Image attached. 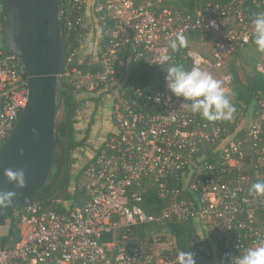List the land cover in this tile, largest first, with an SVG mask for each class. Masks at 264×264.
<instances>
[{"label": "built area", "instance_id": "1", "mask_svg": "<svg viewBox=\"0 0 264 264\" xmlns=\"http://www.w3.org/2000/svg\"><path fill=\"white\" fill-rule=\"evenodd\" d=\"M93 1L73 0L79 8ZM159 2L105 0L98 5L107 38L98 47L99 67L64 74L79 93L112 95L111 130L83 170L89 199L67 212L40 204L16 210L19 241L10 247L0 240V264H176L175 247L163 251L147 241L130 242L133 226L152 222H195L215 246V264L226 253L238 256L264 242V196L253 200L248 195L252 184L264 181V120L247 121L240 110L229 126H220L179 108L182 98L167 89L148 93L127 81L116 88L120 50L130 46L135 58L150 67L171 65L175 57L168 45L178 33L186 39L209 35L210 48L203 54L189 49L188 57L192 67L208 73L223 70L237 48L252 42L254 12L245 0H231L183 17L160 12ZM252 2L264 6V0ZM5 13L0 0V146L28 102L25 66L2 45ZM68 14L63 5L58 12L63 26L85 25V17L72 21ZM256 69L264 75L263 62ZM221 80L230 93L233 75L228 72ZM157 97L163 102L157 103ZM152 187L168 201L156 216L140 206Z\"/></svg>", "mask_w": 264, "mask_h": 264}, {"label": "trees", "instance_id": "2", "mask_svg": "<svg viewBox=\"0 0 264 264\" xmlns=\"http://www.w3.org/2000/svg\"><path fill=\"white\" fill-rule=\"evenodd\" d=\"M4 1V7L6 11L7 0ZM231 0H160L159 11L163 12L167 10L173 15H181L183 17L193 16L195 17L197 12L203 10L208 4L212 5H225ZM247 5L251 6L254 14L258 12H264V6H256L252 0H245ZM59 0V10L63 5L69 9L67 17L76 21L78 19L86 17L87 5L84 4L79 8L73 2V0ZM105 0H94L91 5L92 18L99 27V33H96V46L106 41L105 36L106 27L102 26L99 22L101 13L96 12L99 4H104ZM66 17V19H67ZM90 32L88 26H76L72 29H68L63 26L62 29V42H63V66H62V85L58 88V95L62 97V104L59 109V113L55 122V159L54 168L51 173L50 179L45 187L38 193L39 196H46L49 194L56 185L60 182L61 177L66 168L65 176L55 194L44 203L40 204L46 209H55L59 212H67L82 206L89 199V192L86 186H80L78 181L73 184L71 167L74 162L73 153L83 148L89 137L90 129L87 130V137L82 140L77 139V117L82 108L83 101L78 98V93L75 87L64 76L66 71L72 68H78L85 72L97 71L99 64L95 61H91L88 58H82L81 49L82 43L85 37ZM2 35V45L7 52H11L5 42ZM209 35L202 36L200 33L191 34L187 39L185 47L179 48L176 52H173L175 62L173 64H182L186 69L192 68V61L188 57L189 45L194 42H208ZM253 46H256L252 42L245 48H237L235 53L230 57L228 61V72L233 75V88L231 91V98L229 99L234 103L236 114L243 110L246 113L247 121H256L260 117L257 114L258 110L262 109V102H264V75L257 72L256 66L259 63L258 55L261 53L258 50H253ZM96 52V51H95ZM99 54V52H96ZM75 54V58L70 62V56ZM98 57V56H97ZM119 57L121 64L118 65V73L120 75L127 76V85H135L141 91L154 93L166 89L165 75L169 66L164 67H150L143 59H136L133 50L130 46H127L120 50ZM237 62L239 66L237 68ZM167 68V70L165 69ZM240 72V73H239ZM244 76L242 78L241 76ZM200 119L203 118L200 116ZM206 120V119H204ZM209 122V121H208ZM228 121H216L211 122L220 126H229ZM62 139H67L69 155L66 158L65 143ZM88 164V163H87ZM85 165V167L87 166ZM83 172V171H82ZM74 185V186H73ZM168 201L159 197L158 192L154 187L149 188L144 194L143 201L140 206L150 216L158 215L166 206ZM17 211H12L1 218L0 227L6 226L8 221V232L5 235H0V240L3 244H7L13 247L20 237L18 218L16 217ZM126 232L125 229H122ZM164 232L169 233L174 241V252L178 254L181 250L192 251L196 253V264H209L206 259L209 257L208 253L204 251L203 246L206 243L202 242L200 232L195 225V222L171 224L167 226H160L157 223H148L135 225L129 232L130 242L135 245H140L147 241L150 244H154L155 237L165 240L163 236Z\"/></svg>", "mask_w": 264, "mask_h": 264}, {"label": "water", "instance_id": "3", "mask_svg": "<svg viewBox=\"0 0 264 264\" xmlns=\"http://www.w3.org/2000/svg\"><path fill=\"white\" fill-rule=\"evenodd\" d=\"M59 0H7L4 39L25 66L28 102L8 139L0 146V192L15 191L17 198L0 209V220L8 213L49 200L60 182L46 196H37L50 179L55 159V122L62 104L63 22ZM65 143L66 158L69 150ZM21 149L23 153L21 154ZM24 169L23 189L10 184L6 169Z\"/></svg>", "mask_w": 264, "mask_h": 264}, {"label": "clouds", "instance_id": "4", "mask_svg": "<svg viewBox=\"0 0 264 264\" xmlns=\"http://www.w3.org/2000/svg\"><path fill=\"white\" fill-rule=\"evenodd\" d=\"M253 43L257 50L264 53V12L253 14ZM187 39L182 33H178L175 39L169 41V47L173 52L185 47ZM167 59V58H165ZM165 84L168 92L176 98H182L180 107L191 114H198L209 122L228 121L233 118L236 108L229 99L223 87V82L215 79L210 73L193 66L190 70L182 64L169 66L165 75ZM167 99H171L168 97ZM157 103L163 102L162 97H157ZM23 149H21V154ZM8 183H14L18 189L26 185L24 169H6L4 172ZM248 195L256 200L264 196V181L252 184ZM18 193L15 191L0 192V209L9 207ZM196 253L181 250L176 257V264H196ZM91 259H94L92 257ZM220 264H264V242H259L253 247L246 248L238 256L225 254Z\"/></svg>", "mask_w": 264, "mask_h": 264}, {"label": "rangeland", "instance_id": "5", "mask_svg": "<svg viewBox=\"0 0 264 264\" xmlns=\"http://www.w3.org/2000/svg\"><path fill=\"white\" fill-rule=\"evenodd\" d=\"M212 44V40H209L208 42H194L191 43L190 45V50L193 52H197L200 54L205 53L211 46ZM253 50H257L256 46H253L252 48ZM258 59L259 62H263L264 63V53H260L258 55ZM239 62H237V68L239 66ZM164 67V66H162ZM167 70V68H165ZM239 69V68H238ZM229 70V66L227 65L226 68H224L223 70H216L211 72L210 74L217 80H221V77L228 73ZM240 73V72H239ZM242 78H244V76L241 73ZM127 81V76L126 75H121L120 77V81H119V86L116 88H120V84H124ZM224 87V84H223ZM233 88V84L230 87V90L232 91ZM117 91V90H116ZM228 96L231 98V92L227 93ZM103 95L105 96H110L112 98L111 93H104ZM97 98L98 96L96 94L93 93H89L88 96H86L85 94H83V96H81V100L83 101L82 104V108L80 110L79 113V122L83 123L82 125H80L78 127L79 130H77L78 135H77V139L78 140H82L85 139L87 137V130L90 129L89 135H92V127L97 123L98 120V115H99V108L101 104L99 105V101L96 102L90 98ZM262 104V109L258 110L257 114H259V118L258 120H264V102L261 103ZM108 106H110V102L108 101ZM108 109V108H107ZM105 112V110H103ZM101 112V114H103L104 112ZM107 116L106 112H105V116H103V118H105ZM234 118H232L230 121H232ZM86 122V123H85ZM80 123V124H81ZM88 135V136H89ZM102 136V134H101ZM100 136V137H101ZM91 141H93L92 139L90 140L87 137V142L85 143L83 148H79L77 149L74 153H73V158H74V162L73 165L71 167V173H72V181L73 184H76V182L78 181V184L80 186H83L84 184H87L89 182V180L85 177H83V170L85 168V165L88 162L89 156L90 154H93V152L95 151V147H97V145H99L101 143V140H97V143H91ZM74 186V185H73ZM8 221L6 222V226H1L0 227V235H5L8 232ZM200 230V229H199ZM201 234V239L202 242L206 243V238L205 236H207V234L204 232L200 233ZM163 236H165V240H161L158 237H155L154 240V244H155V248L157 250H171L175 247L174 241L171 238L169 233L164 232ZM211 241V240H210ZM209 240L207 241L206 245L203 246L204 251H206L208 253V258L206 259L207 263L209 264H215V261H217V256L215 254V246H210L211 242ZM217 264V263H216Z\"/></svg>", "mask_w": 264, "mask_h": 264}, {"label": "crops", "instance_id": "6", "mask_svg": "<svg viewBox=\"0 0 264 264\" xmlns=\"http://www.w3.org/2000/svg\"><path fill=\"white\" fill-rule=\"evenodd\" d=\"M85 26H89L90 27V32L88 33V35L85 37L83 43H82V49H81V54H82V58H88L91 61H95L97 63L98 60V55L96 52H99L98 47L96 46V33H99V27L96 28V24L92 18V13H91V5L87 6L86 9V17H85ZM96 51V52H95ZM83 94H85L86 96L89 95V93L86 92H80L78 93V98H80L81 96H83ZM98 97L97 98H90L96 102L99 103V105L101 104V106L99 108V115H98V120L97 123L92 127V135H89V139L93 140L94 142L97 143V140H101V143L106 139L109 131L111 130V126H112V120H111V115H112V109H111V100L109 99V96H105L102 94H96ZM81 99V98H80ZM108 101L110 102V106H108ZM108 108V109H107ZM105 110L107 116L105 118H103V116H105V112L103 111ZM104 112L103 114H101V112ZM79 122V115L77 117V124H76V131L79 130L78 127L83 123ZM86 123V122H85ZM102 134V136H101ZM78 135V132H77ZM101 136V137H100ZM100 143V144H101ZM99 144V145H100ZM97 145V146H99ZM89 159L91 158L92 154L88 155ZM88 159V161H89ZM88 163V162H87Z\"/></svg>", "mask_w": 264, "mask_h": 264}, {"label": "flooded vegetation", "instance_id": "7", "mask_svg": "<svg viewBox=\"0 0 264 264\" xmlns=\"http://www.w3.org/2000/svg\"><path fill=\"white\" fill-rule=\"evenodd\" d=\"M91 143H94V144H96V142H94V141H91ZM97 147H95L94 149H96Z\"/></svg>", "mask_w": 264, "mask_h": 264}]
</instances>
